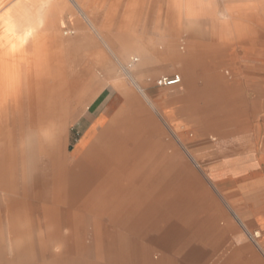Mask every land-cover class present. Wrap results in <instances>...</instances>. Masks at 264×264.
<instances>
[{
	"label": "bare ground",
	"instance_id": "1",
	"mask_svg": "<svg viewBox=\"0 0 264 264\" xmlns=\"http://www.w3.org/2000/svg\"><path fill=\"white\" fill-rule=\"evenodd\" d=\"M73 2L0 0L1 243L14 242L23 263L254 264L238 249L214 258L226 244L214 237L227 228L217 225L223 216L179 148L200 139L222 154L232 138L246 140L247 115L260 111L264 96V0L135 2L154 19L172 18V40L164 41L181 63L182 91L171 101L170 87L155 98L145 93L143 84L158 70L132 40L98 29L91 41L86 29L67 38L76 34L64 31L67 16L80 28L78 15L87 12L85 0ZM106 88L122 105L97 116L70 152V127L93 122ZM135 88L177 145L165 132L162 142L146 141V108ZM89 130L97 136L90 144ZM187 149L225 188V171L218 174L198 161L193 146Z\"/></svg>",
	"mask_w": 264,
	"mask_h": 264
},
{
	"label": "rangeland",
	"instance_id": "2",
	"mask_svg": "<svg viewBox=\"0 0 264 264\" xmlns=\"http://www.w3.org/2000/svg\"><path fill=\"white\" fill-rule=\"evenodd\" d=\"M69 1L73 4V6L75 5L73 0H69ZM127 1L122 0V2L118 4V3H113V0H85V4H86L85 10L87 12H85L86 14L79 13L78 15L79 19L82 22L80 28L77 27L75 23L73 24L70 23L71 19L70 16L68 15L66 18L67 25L64 28V31L76 32V34L71 33L67 37L69 39H72L78 34V32H80L79 29L80 30L86 29L87 30L86 37H88L87 39H89V41L92 40L91 37L92 35L94 36L95 30L98 29L100 32L109 31L107 33L111 34L110 36L112 37V39H115L118 36L120 39L127 38L129 40H132L137 46L145 48V51L147 52L146 54L148 55L146 63L147 64L149 63L148 65L149 68L157 69L158 72L152 78L153 79L152 82L143 84V88L145 93L149 91L150 96L152 98H155L158 96L159 89L169 88V87L160 86L158 84L161 79L170 78L175 75H181L180 74L181 63L170 58V54L166 50V46H165L166 41L170 39L172 40V36L169 35L172 29L171 28L172 18L169 17L166 18V16L164 17L163 15L164 13H162V15H159L160 16L159 18L154 19L151 17L154 14L152 11H150L147 7L142 10L141 8L142 4L135 3L136 1H145V0H127ZM86 16L88 17L89 20L93 22L94 26L88 24L89 21L88 19H86ZM177 34L181 37L183 35L182 30L178 31ZM87 42L88 41H86V45ZM72 46L76 47L79 45L76 42H74L72 43ZM87 46H91V45L88 44ZM115 46L118 47V44L115 43ZM178 47L179 50H181L182 48L180 47H182V44H179ZM132 56L135 57L136 55L135 54L131 55V58ZM134 64L136 65L137 63ZM178 64L179 67H176L178 66ZM174 66L176 68H174ZM170 88H172V90L171 89L168 90L170 94L168 101H171V99H175L174 97L175 94L177 95L182 91V87H170ZM138 93L141 95V101L143 102V105L146 108V111L143 114V120H144L143 122L145 128L144 138L146 139V141H150L152 143L162 142L163 141L162 138L164 137L163 136L164 132L167 133L166 125L164 124L162 116L158 113V110L153 105V103L149 101L148 97L146 98L145 94H142L141 92ZM113 95H115V92L114 91L110 92V89L106 88V90L103 92L101 97L98 98L99 102L94 107V109L96 110L92 115L93 122L90 123L89 120L83 119L81 120V124L77 123L76 125L74 124L70 127L69 139H68L70 152L74 151V149L80 143V141L84 137V133H86V131L94 123L99 112L102 111L103 108L111 102L110 99L113 97ZM74 98L75 97H73L72 99L73 101ZM122 103H123V99L120 98L117 103L118 107H120ZM175 106L180 107L183 106V104L177 102ZM166 110L164 109L163 111ZM250 114L247 118L250 124V126L247 127V132L251 130L256 131L255 128L258 129V126L255 125V123L256 122L259 123L260 121L259 123L260 126L261 123L263 122L264 101L262 100V106L259 111V117H258V111L256 112V115L254 114L252 115L251 112ZM80 128H82V130ZM156 130L159 131L157 132ZM88 132H89L88 144H90L96 139L97 136L93 131L89 130ZM166 135L167 137L175 141L176 145L178 144L176 139L173 136H171L169 132ZM232 139L231 142L233 141ZM251 141H252L251 139H248L247 141H245V143L247 145H250ZM203 143L204 141L201 142V140L198 139L190 145L191 147L193 146L195 148V151L197 153L199 152L197 155L198 161H203V162L206 161L204 165H209L211 168H213L212 170L214 171L216 168H220V169L224 168L222 166V162L225 161L226 158L228 157L227 153L224 152L220 154L219 157H217L216 156L217 151L214 149L212 151L208 150V146ZM190 146L188 145L186 148L181 146L179 149L183 154V157L193 166L195 172L198 173L202 186L209 190L214 201V210L217 212V215L220 213V215L223 216L222 218H219L218 221L219 224L217 223V225H219L221 228L224 227L227 228L226 236L223 235L222 237L221 236L214 237V239L226 241V244L217 246V248L213 252L214 258L217 259L219 257L224 256L227 250H229L227 253H230L231 251L238 249L237 254L239 256L254 258L252 260L254 264H263L264 262L262 256L258 251L257 242L259 238L255 239L254 236L256 232L257 233L260 232L249 230L248 228H245L241 225V221L240 220L238 221L234 213L231 211V206L229 202L231 200L230 192L226 188H222L220 185L216 183L213 184L211 180H209V176L205 172H203L199 166L196 165L193 157L189 154L187 148H189ZM204 148L206 150H204ZM201 155L202 157H200ZM21 260L22 259H20V256H18L17 252H15V243L11 242L8 244L7 243L2 244L0 238V264H37L32 260L25 261L24 263Z\"/></svg>",
	"mask_w": 264,
	"mask_h": 264
},
{
	"label": "crops",
	"instance_id": "3",
	"mask_svg": "<svg viewBox=\"0 0 264 264\" xmlns=\"http://www.w3.org/2000/svg\"><path fill=\"white\" fill-rule=\"evenodd\" d=\"M121 2L122 0H113V3L119 4ZM19 68L20 57L17 58L18 81L21 76ZM17 91L19 94L20 89L18 88ZM113 97L110 99L111 102L99 112L98 116L113 114L118 108L117 103L121 96L115 92ZM262 100L264 101V96L259 99L260 107ZM246 134V140L239 141L234 137L233 141H230L229 150L226 151L228 157L222 162L224 168H216V172L219 174L225 171L227 178L225 188L231 194L229 201L231 211L237 220L241 221L243 227L261 233L257 243L258 251L264 262V120L257 131L247 132L246 129ZM248 139L252 140L250 145L243 143ZM216 156L219 157L220 154L216 153ZM243 188H247V190H242Z\"/></svg>",
	"mask_w": 264,
	"mask_h": 264
},
{
	"label": "built area",
	"instance_id": "4",
	"mask_svg": "<svg viewBox=\"0 0 264 264\" xmlns=\"http://www.w3.org/2000/svg\"><path fill=\"white\" fill-rule=\"evenodd\" d=\"M181 83V78L179 75H175L170 78H163L159 81V85L163 87H176L180 85Z\"/></svg>",
	"mask_w": 264,
	"mask_h": 264
}]
</instances>
